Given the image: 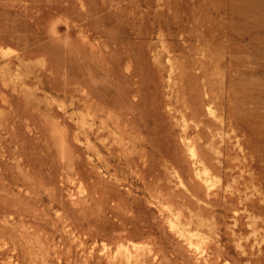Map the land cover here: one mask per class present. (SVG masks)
Masks as SVG:
<instances>
[{
    "label": "rangeland",
    "instance_id": "obj_1",
    "mask_svg": "<svg viewBox=\"0 0 264 264\" xmlns=\"http://www.w3.org/2000/svg\"><path fill=\"white\" fill-rule=\"evenodd\" d=\"M0 264H264V0H0Z\"/></svg>",
    "mask_w": 264,
    "mask_h": 264
}]
</instances>
